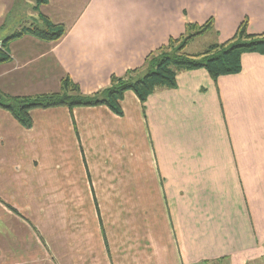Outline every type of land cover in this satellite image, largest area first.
<instances>
[{
	"label": "crops",
	"instance_id": "obj_1",
	"mask_svg": "<svg viewBox=\"0 0 264 264\" xmlns=\"http://www.w3.org/2000/svg\"><path fill=\"white\" fill-rule=\"evenodd\" d=\"M15 1L0 0V42L18 30ZM35 11L64 34L6 43L8 96L58 92L65 77L93 94L209 18L220 43L244 17L264 34V0H46ZM176 82L144 105L127 91L121 115L33 109L24 128L0 108V264L263 263L264 56Z\"/></svg>",
	"mask_w": 264,
	"mask_h": 264
},
{
	"label": "trees",
	"instance_id": "obj_2",
	"mask_svg": "<svg viewBox=\"0 0 264 264\" xmlns=\"http://www.w3.org/2000/svg\"><path fill=\"white\" fill-rule=\"evenodd\" d=\"M34 1L35 6L31 7L32 10L46 3V0ZM15 3L17 9L18 0ZM14 15L15 12H12L11 17ZM38 21L39 24L20 25L16 32L1 41L0 62L8 58L3 50L6 43L24 34L44 41H56L63 36L62 25L53 24L40 13ZM247 25L248 21L245 19L227 41L212 44L201 53L189 54L184 51L185 46L195 37L212 31L213 23L210 19L202 25L187 24L186 35L169 39L167 44L147 56L141 68L127 71L121 77L112 76L109 85L102 90L93 94H83L76 84L65 77L61 80L59 91L55 93L12 97L0 91V108L8 111L24 128L32 126L30 111L33 109L67 107L71 110L76 107L105 106L114 114L121 115V101L127 91L133 92L141 105H144L147 98L156 90L175 89L176 76L180 72L203 69L211 80L215 81L220 76L238 74L241 71L243 54L257 53L264 56V34L248 33ZM3 30L0 29V33Z\"/></svg>",
	"mask_w": 264,
	"mask_h": 264
},
{
	"label": "rangeland",
	"instance_id": "obj_3",
	"mask_svg": "<svg viewBox=\"0 0 264 264\" xmlns=\"http://www.w3.org/2000/svg\"><path fill=\"white\" fill-rule=\"evenodd\" d=\"M18 2H19V5H17V9L15 6V4L17 3H15L13 7V10H14L13 12H15V15H14L15 22L13 21L9 28L14 27L13 29H18L20 25L39 24L40 21H38L37 11H35V8L33 10L31 9L32 6H35L34 4L35 1L34 0H18ZM245 19L248 21V18L244 17L241 20V22ZM209 20L210 18L207 19L205 22H203V24ZM211 20L213 21L212 18ZM183 34H185V32ZM216 43H220L218 40V35H216V33H214L213 31H209V32H205V34L201 36L195 37L192 41H190L189 44L185 46L184 51L189 54H198V53L205 51V49L208 46L212 44H216ZM0 48H1V42H0Z\"/></svg>",
	"mask_w": 264,
	"mask_h": 264
}]
</instances>
